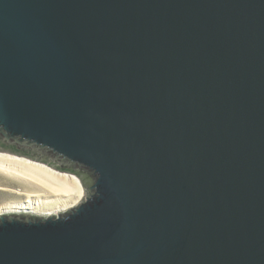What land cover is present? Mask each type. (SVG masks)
Returning a JSON list of instances; mask_svg holds the SVG:
<instances>
[{"label":"water","instance_id":"1","mask_svg":"<svg viewBox=\"0 0 264 264\" xmlns=\"http://www.w3.org/2000/svg\"><path fill=\"white\" fill-rule=\"evenodd\" d=\"M0 151L85 192L0 264H264V0H0Z\"/></svg>","mask_w":264,"mask_h":264},{"label":"bare ground","instance_id":"2","mask_svg":"<svg viewBox=\"0 0 264 264\" xmlns=\"http://www.w3.org/2000/svg\"><path fill=\"white\" fill-rule=\"evenodd\" d=\"M0 172L34 187L32 192H27L1 183L0 190L11 193L23 191L25 198L0 206V214L19 211L54 214L84 198V186L78 176L55 170L45 163L0 151Z\"/></svg>","mask_w":264,"mask_h":264},{"label":"rangeland","instance_id":"3","mask_svg":"<svg viewBox=\"0 0 264 264\" xmlns=\"http://www.w3.org/2000/svg\"><path fill=\"white\" fill-rule=\"evenodd\" d=\"M74 175H76V174H74ZM1 183H2V185L4 184L7 186H11L13 188H18L21 190L25 189L27 192H32L34 190V187L32 185L27 184L20 179L7 176L6 174L0 172V184ZM21 190H19V191H21ZM24 198H25V195H24L23 191H21V193H11V192H6L3 190H0V206L5 205V204L9 203L10 201H19V200H23ZM82 199H84V198H82ZM68 208H70V206H68Z\"/></svg>","mask_w":264,"mask_h":264},{"label":"flooded vegetation","instance_id":"4","mask_svg":"<svg viewBox=\"0 0 264 264\" xmlns=\"http://www.w3.org/2000/svg\"><path fill=\"white\" fill-rule=\"evenodd\" d=\"M74 171L78 172L83 177L85 182L87 183V186H89L90 182H88V180H90L91 176L88 173L81 171V170H74Z\"/></svg>","mask_w":264,"mask_h":264}]
</instances>
